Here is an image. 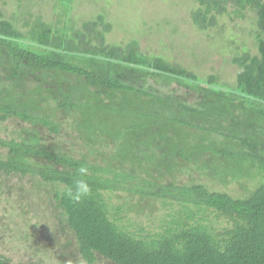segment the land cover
<instances>
[{
    "label": "trees",
    "instance_id": "trees-1",
    "mask_svg": "<svg viewBox=\"0 0 264 264\" xmlns=\"http://www.w3.org/2000/svg\"><path fill=\"white\" fill-rule=\"evenodd\" d=\"M193 1L190 19L198 29L217 26L218 15L244 16L247 9L255 14L251 33L257 52L237 50L231 56L239 69L230 89L219 86L217 74L205 79L182 63L145 54L136 38L108 43L111 23L105 14L84 20L74 30L39 22L38 28L32 26L34 43H24L23 32L0 12V51L7 52V78L20 82L40 70L77 76L62 84L59 94H50V116L43 112L41 91L26 90L22 100L20 92L11 98L9 89L2 87L0 120L18 117L57 132L60 123L53 115L58 108L77 111L84 124L86 117L90 120L99 112L115 117L111 131L103 125L89 126L87 133L81 126L74 132L80 138L76 154L0 136V147L9 152L8 158L0 159V172L30 176L38 185L50 183L49 207L56 202L59 222L73 235L71 251L63 245L39 250L50 264H63L69 256L82 264H94L98 257L114 264H264V0ZM153 76L187 81L210 101L187 103L146 85ZM127 116L130 120L123 125ZM107 144L109 149L101 150ZM162 146L165 156L146 152ZM34 157L53 164L38 167L29 161ZM221 158L237 169L231 178L249 174L256 180L245 186L246 194L211 187L224 179V170L211 165ZM178 159L192 162L200 172L208 170L211 185L175 178L183 167ZM81 167L87 172L81 174ZM76 178L84 179L89 189L79 199L67 194ZM0 186L5 188V183ZM133 198L159 205L161 212L149 214L158 221L155 225H136L138 213L133 215L129 205ZM15 199L11 205L20 202ZM9 226L4 233L15 232ZM0 264L21 263H13L0 250Z\"/></svg>",
    "mask_w": 264,
    "mask_h": 264
},
{
    "label": "rangeland",
    "instance_id": "rangeland-1",
    "mask_svg": "<svg viewBox=\"0 0 264 264\" xmlns=\"http://www.w3.org/2000/svg\"><path fill=\"white\" fill-rule=\"evenodd\" d=\"M195 6L196 2L193 0H0V12L4 17L13 20L15 26L23 32L22 42L24 43H34L30 38L32 28H38L39 22L53 24L60 29L74 30L78 29L84 20L94 18L101 13L105 14L106 20L111 23V29L106 33L108 43L121 44L136 38L145 54L160 55L166 60L182 63L205 79L208 74H217L219 86L230 89L235 86V75L239 69L231 62V56L237 50L248 49L251 53L257 52L251 33V29L255 27V14L251 9H247L244 16L218 15L217 26L198 29L190 19V10ZM6 54L5 50L0 51V89L8 88L10 92L8 97L11 98L18 97L20 92L22 100L26 90L31 91L35 88L41 91L40 96L45 99L42 105L43 112L50 116L54 105L50 94H59V90L64 86L62 84L74 82L77 76L60 71L40 70L38 74H35L39 77L31 73L23 81L21 80L22 86H18L21 81L7 78L9 73L6 68L9 63L4 60ZM146 85L172 93L187 103L198 104L201 101H210L207 95L187 81L153 76L147 79ZM34 98L42 100L35 94ZM124 108L128 110L133 106ZM99 113L97 116H92L90 120L86 117L84 124L79 122L77 111L69 107L58 108L53 115V119L60 123V130L57 132L38 123H30L18 117H8L0 120V136L24 139L25 142L46 149L61 148L67 152L71 150L73 154H76L77 150H80V138L77 134L74 137L73 134L81 130V126L86 133L89 132V126L91 129L106 125L104 129L108 127L110 131L115 127L112 126L114 116ZM129 120L130 117L127 116L123 125H127ZM189 129L192 132H198V130ZM105 149H109L108 144L101 145V150ZM146 152L156 156L164 153L165 156L166 148L165 146L155 149L147 148ZM8 157V149L0 147V159ZM29 161L34 162L33 164L38 167L53 164L40 157H34ZM178 161L183 163V167L177 169L175 178L183 181L195 179L211 185L212 180L208 176V170L200 172L199 168L195 169L191 166L192 162H183L179 159ZM214 161L217 164L214 162L211 165L223 169L225 176L223 180L214 182L212 188L240 196L246 194L245 186L255 184L256 180H252L249 174L240 179L231 178L232 170L238 172L232 162L222 158L218 162L216 159ZM155 177L161 179V176ZM2 183H5V188L0 186V250L13 263L50 264V258L41 255L39 251L43 247L48 252L50 247L60 248L63 245L65 251H71L70 248L74 242L71 230L66 224L59 222L58 211L55 208L56 202L53 201L49 207L48 200L52 196L50 183L41 185L42 182L39 181L40 185H38L30 176L19 177L14 173L4 175L0 172V184ZM6 187H9L7 192ZM16 192L19 197L15 199ZM14 199L20 202L11 205ZM129 205L133 215L134 212L138 213L136 216L139 217L135 219L136 225L151 227L158 222L149 214L161 212L159 205L137 198H133ZM52 211L54 216L50 215ZM10 224L16 227L13 228L9 226ZM6 226L11 227L15 232L4 233L2 229ZM51 235H55V238L50 239ZM65 259L63 264H82L72 260L71 256L67 257L66 261ZM94 264L114 263L98 257Z\"/></svg>",
    "mask_w": 264,
    "mask_h": 264
},
{
    "label": "clouds",
    "instance_id": "clouds-1",
    "mask_svg": "<svg viewBox=\"0 0 264 264\" xmlns=\"http://www.w3.org/2000/svg\"><path fill=\"white\" fill-rule=\"evenodd\" d=\"M81 174L87 172L85 167L79 169ZM89 191L86 181L82 178H76L73 182V187L68 190V195L70 198L79 199L81 196L86 195Z\"/></svg>",
    "mask_w": 264,
    "mask_h": 264
},
{
    "label": "flooded vegetation",
    "instance_id": "flooded-vegetation-1",
    "mask_svg": "<svg viewBox=\"0 0 264 264\" xmlns=\"http://www.w3.org/2000/svg\"><path fill=\"white\" fill-rule=\"evenodd\" d=\"M45 160V159H44ZM46 161V160H45Z\"/></svg>",
    "mask_w": 264,
    "mask_h": 264
}]
</instances>
